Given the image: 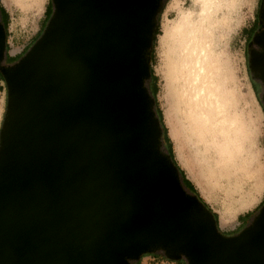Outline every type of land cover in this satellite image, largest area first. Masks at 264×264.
Segmentation results:
<instances>
[{
	"label": "water",
	"instance_id": "obj_1",
	"mask_svg": "<svg viewBox=\"0 0 264 264\" xmlns=\"http://www.w3.org/2000/svg\"><path fill=\"white\" fill-rule=\"evenodd\" d=\"M43 34L0 70V264H264V206L224 236L161 152L144 78L160 0H53ZM262 76V75H261Z\"/></svg>",
	"mask_w": 264,
	"mask_h": 264
},
{
	"label": "rangeland",
	"instance_id": "obj_2",
	"mask_svg": "<svg viewBox=\"0 0 264 264\" xmlns=\"http://www.w3.org/2000/svg\"><path fill=\"white\" fill-rule=\"evenodd\" d=\"M2 1L10 13L6 53L8 50L9 54H13L22 49L14 55L21 58L28 51L25 52L28 46L38 39L48 15L47 9H51V0H38L30 9L23 8L16 0ZM164 3L161 0L160 6ZM258 3L259 0H216L209 32L211 52L220 67L219 77L216 74L213 79L216 85L219 84L216 91L228 94V114L238 120L236 126H241L233 134L235 145L232 148V161H236L237 168L232 164L223 168L216 164L219 154L215 148L218 145L210 147L208 141L207 144L196 134L190 122L191 111L186 110L180 94L179 82L174 84L171 81L172 58L176 54L170 47L172 43L168 45L165 42L166 33L171 23L179 19L181 11H190L192 17L197 16L202 8L200 0H169L160 15L161 34L156 42L154 69L159 77L157 99L174 143L176 158L202 197L218 213L221 234L224 236L238 234L251 226L264 206L252 212L251 217L239 218V215L254 209L264 199V104L252 86L248 61L250 38L247 36V30L252 27L257 15ZM16 61L7 59L6 62L12 64ZM148 82L145 79L150 93ZM150 96L152 98L151 93ZM7 108L8 86L6 80L0 78V129ZM216 133L221 138L220 126H217ZM222 217L227 219L224 224ZM139 264H187V261L172 260L166 255L152 252L144 254Z\"/></svg>",
	"mask_w": 264,
	"mask_h": 264
},
{
	"label": "bare ground",
	"instance_id": "obj_3",
	"mask_svg": "<svg viewBox=\"0 0 264 264\" xmlns=\"http://www.w3.org/2000/svg\"><path fill=\"white\" fill-rule=\"evenodd\" d=\"M23 8L30 9L38 0H16ZM202 8L197 16L190 11H181L179 19L171 23L165 42L172 47L176 56L172 59V82H179L181 97L186 110L191 111L190 122L208 146L215 148L225 163L236 166L232 161V148L240 125L238 120L228 114V94L217 93L214 76L219 77L220 67L212 55L209 32L213 24L212 16L216 0H200ZM193 116V117H192ZM235 125V127H233ZM221 127L222 136L216 133ZM234 128V130H233ZM209 137V138H208ZM208 138V139H207ZM218 138V139H216ZM219 139L221 142H218ZM217 144V145H216ZM221 164V163H220ZM222 167V166H221Z\"/></svg>",
	"mask_w": 264,
	"mask_h": 264
},
{
	"label": "trees",
	"instance_id": "obj_4",
	"mask_svg": "<svg viewBox=\"0 0 264 264\" xmlns=\"http://www.w3.org/2000/svg\"><path fill=\"white\" fill-rule=\"evenodd\" d=\"M165 3L164 5L160 6L159 8V12L157 14V20L156 21V26H155V30H154V34H153V44L152 47L150 49H148L145 53H144V57L145 59L148 61L149 66H150V77H149V90L150 93L152 95V97L155 99V103L152 105V109L155 111V116L159 119L160 121V126H161V137H160V147H161V152L163 153V149L165 150V153L168 155L169 158H171L174 162V164L177 166L178 168V172L181 174V178H182V184L184 186V188L192 195H195L201 202H203L206 206L207 209H209L212 213L213 216L215 217L218 225H219V215L216 211H214V209L211 207V205L202 197V195L200 194V191L198 190V188L196 187V185L194 184V182L187 177V174L185 172V170L180 166L177 158H176V154H175V150H174V143L173 140L170 136L169 133V129L167 127V125L165 124L164 121V114L163 111L160 107L159 101L157 99V94L159 92V77L158 75L155 73V60H156V42L158 40V35L161 34V25H160V15L162 13V11L164 10L165 6L167 5L169 0H164ZM161 2V0H160ZM161 5V4H160ZM54 12V4H53V0H51V9H47V13L48 15L46 16V21H45V25L42 29V31L45 29V27L47 26V23L49 21V19L51 18L52 14ZM0 15H1V20L2 23L5 25L6 27V31H7V36H8V26H9V12L7 11L6 7L1 3L0 1ZM255 22H254V26H255ZM254 26H252L250 29L247 30V36L249 38H251V34L254 30ZM41 31V33H42ZM41 33L37 36V38H39V36L41 35ZM36 38V39H37ZM35 39V40H36ZM34 40V41H35ZM31 46V45H30ZM30 46H28V48L25 50V52L27 50H29ZM8 47V45H7ZM21 56V55H20ZM6 58L8 60H14L16 61L19 57L17 56H10L7 50V55ZM6 59V61H7ZM0 78L5 79L3 73L0 71ZM147 78H144V81ZM1 131V129H0ZM264 205V199L261 201V203L255 207L252 210H249L241 215H239V218H241L242 216L244 217H251L252 216V212L256 211L259 209V207H262ZM219 231L221 232V228L219 227ZM236 235V233H234ZM144 257V255H142V257L135 261L134 264H139L141 262V259Z\"/></svg>",
	"mask_w": 264,
	"mask_h": 264
},
{
	"label": "flooded vegetation",
	"instance_id": "obj_5",
	"mask_svg": "<svg viewBox=\"0 0 264 264\" xmlns=\"http://www.w3.org/2000/svg\"><path fill=\"white\" fill-rule=\"evenodd\" d=\"M258 8L259 9L257 15L254 18V22L256 24L255 26L252 25L255 28L249 40L250 44L248 47V61L253 89L256 93L259 94V98L264 104V0H259ZM4 63V66H8L11 64V62L7 63L6 60H4ZM160 253L165 255L163 251L157 252V254ZM184 261H186V259H184Z\"/></svg>",
	"mask_w": 264,
	"mask_h": 264
},
{
	"label": "crops",
	"instance_id": "obj_6",
	"mask_svg": "<svg viewBox=\"0 0 264 264\" xmlns=\"http://www.w3.org/2000/svg\"><path fill=\"white\" fill-rule=\"evenodd\" d=\"M1 1V3L5 6V4L3 3V1L2 0H0ZM6 7V6H5ZM6 9H7V7H6ZM7 11L9 12V10L7 9ZM10 14V13H9ZM45 18H46V16H45ZM44 20V19H43ZM1 22H2V20H1ZM8 44V43H7ZM22 51V49H18L17 51H15V53H11V54H9V55H11V56H14V55H17V54H19L20 52ZM7 54V53H6ZM218 163V166L219 167H221V166H226V167H228L229 166V164H230V162H229V164H227V163H225V161L222 159V158H218V160H217V162H216V164ZM221 163V164H220ZM223 168V167H222ZM221 169V168H220ZM241 219H246V217H244V216H242L241 217ZM227 222V219L225 218V217H222V224H224V223H226Z\"/></svg>",
	"mask_w": 264,
	"mask_h": 264
}]
</instances>
